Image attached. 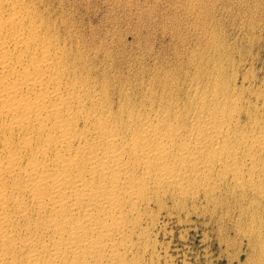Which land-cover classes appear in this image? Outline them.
Instances as JSON below:
<instances>
[{
  "label": "bare ground",
  "instance_id": "bare-ground-1",
  "mask_svg": "<svg viewBox=\"0 0 264 264\" xmlns=\"http://www.w3.org/2000/svg\"><path fill=\"white\" fill-rule=\"evenodd\" d=\"M68 12L0 0V264H154L158 216L199 200L239 209L264 257V106L231 53L213 41L129 69Z\"/></svg>",
  "mask_w": 264,
  "mask_h": 264
},
{
  "label": "rangeland",
  "instance_id": "rangeland-1",
  "mask_svg": "<svg viewBox=\"0 0 264 264\" xmlns=\"http://www.w3.org/2000/svg\"><path fill=\"white\" fill-rule=\"evenodd\" d=\"M215 1L64 0V5L69 11L68 14L72 15V18L76 17L89 35L95 29H101L102 34L97 35L98 38L100 36L101 39L106 40L105 42L118 44L117 48L115 45L111 46L117 52L125 51L126 58H124L130 61L127 66L131 65L129 69L134 67L140 69L143 62L153 64V59L158 54L171 59L175 48L190 49V51L196 49L197 52H202L208 47L207 45L215 41L213 46L218 45L222 50L218 47L214 50L217 49L221 55L231 53L225 54L223 60L228 62L230 60L229 65L227 61L225 65L231 66L230 70L235 74L238 88H244L240 92L245 91L247 96L243 98L246 102L253 103L249 105L262 109L264 106V0ZM94 10H97L98 14H94ZM104 13L110 14L108 19L105 18ZM138 28L142 37L140 43L135 39ZM89 35L88 38L91 37ZM180 39L187 42V45L185 43L187 49L182 47L183 43ZM147 41H150V44ZM122 43H125L124 47ZM150 49L155 55L147 57ZM233 68L235 70L232 72ZM200 201L189 203L185 212L169 206L158 216L156 228L151 235L156 250L154 264H264V257L258 256L260 247L252 241L248 228L241 226L239 209L233 206L229 211L221 208L214 211L205 201ZM262 242L264 244V241ZM147 259L151 263V257Z\"/></svg>",
  "mask_w": 264,
  "mask_h": 264
}]
</instances>
